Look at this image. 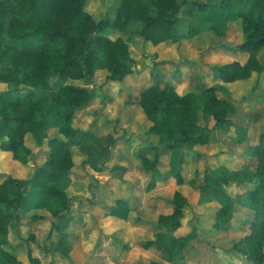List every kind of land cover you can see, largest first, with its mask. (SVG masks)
<instances>
[{"label": "trees", "instance_id": "obj_1", "mask_svg": "<svg viewBox=\"0 0 264 264\" xmlns=\"http://www.w3.org/2000/svg\"><path fill=\"white\" fill-rule=\"evenodd\" d=\"M88 1L0 0V82L10 86L0 92V148L24 167L29 163V136L38 142L37 138L44 134L49 146L45 162L29 177L10 175L0 181V264H19L18 256L8 248L10 228L20 217L23 203L35 196L33 219L47 223L48 217L38 211L45 209L58 219L52 222L48 235L54 229L61 233L56 248L37 242L39 250L44 254L58 251L70 260L72 246L64 231L62 214L70 211L67 192L70 174L78 154H84L79 150L80 141L89 133L81 129L75 118L94 98L92 90L76 85L74 80L93 75L100 63L108 70L109 80L123 82L127 76L137 73V63L130 55L129 37L134 42L158 45L191 39L209 31L225 41L228 25L241 20L244 42L239 48L247 51L249 57L243 63L234 60L212 66L214 76L232 82L245 79L252 72L264 71L259 57L264 47V0H120L113 12L109 10L100 20L87 10ZM186 3L188 16L185 17L180 12ZM156 64L154 62V66ZM151 70L154 75L156 68ZM50 74L59 76L52 96L47 93ZM19 88L24 89L21 94H17ZM128 102L143 110L152 123L149 132L159 135L154 156L140 155L144 168L155 171L160 162L159 146L174 152L209 141L208 128L198 134L191 131V121L196 114L200 112L206 117L211 113L216 124H222L228 113L235 110L232 102L219 98L214 85L200 92L182 94L165 80L157 81L140 92L137 99ZM251 154L257 156L256 168L249 164L242 170L226 166L207 168L202 184L198 183V170L190 174L180 167L174 176L178 185L187 183L196 189H211L224 199V204L228 201L226 186L258 179L250 192V209L254 215L249 238L253 262L264 264V134L261 144ZM26 186H29L27 192ZM172 204V213L159 215L158 223L165 230L158 232L156 239L146 241L144 247L158 243L165 258L178 264L189 235L175 233L182 226L190 201L181 190H176ZM130 212L128 200L117 199L112 215L126 219ZM229 216L228 210L221 209L217 225L221 226ZM163 239H167L169 245L163 246L160 242ZM31 240H35L34 234L27 238V264H42L40 257L34 254Z\"/></svg>", "mask_w": 264, "mask_h": 264}, {"label": "crops", "instance_id": "obj_2", "mask_svg": "<svg viewBox=\"0 0 264 264\" xmlns=\"http://www.w3.org/2000/svg\"><path fill=\"white\" fill-rule=\"evenodd\" d=\"M181 45L182 41H166L158 45H151L150 49L153 48V51L147 50V54L153 62L147 68V74L140 75V78H137L139 76L138 72L129 75L131 77L123 81L125 85L119 81H108L109 72L105 68H98L95 71V76L92 78L98 80L100 84H105L106 87L110 84L113 85L112 92L116 96L114 98L116 108L120 110L117 113L121 118L117 126L119 132L112 129L117 123L114 119L116 117L113 118L110 115V112L113 113V106H108V116L100 119L95 124L92 120L90 123L81 120L80 113L83 111H78L75 120L80 123L83 131L88 130V135H91L79 144V150L84 154H78L77 162L70 174L71 184L67 189L70 211L62 214L64 231L68 234V242L72 246L70 260L58 251L44 254L38 250V257H40L42 264H149L152 261L160 264H172L165 258L164 251L158 243L149 248H145L144 243L156 239L157 233L165 230L158 223L159 215L173 212L172 198L176 190H181L188 197L190 204L192 203L191 196L194 195L197 189L187 183L178 185L177 178L174 176L175 172L180 167H183L184 172L190 174L198 170L200 177H202L200 183L202 184L203 175L207 168L214 169L219 166H226L235 170L224 162H216L217 157L220 158L219 161H223L225 157L223 154L218 156L214 153L204 155L194 148L177 149L172 152L159 146L160 162L158 163V170H147L142 164L140 155L143 154L150 158L154 156V146L159 145V135L149 132L152 123L147 119L143 110L135 103L125 102L124 99L118 96L119 93L122 96H134L136 94L137 99L140 92L156 84L151 79L156 80L157 78L171 82L182 94L188 91H200L196 89L198 85H201L200 88L215 85L219 97L225 92L230 91L231 93V91L238 88L237 85L253 84L251 77L225 82L215 78L211 73L199 75V70L193 69L191 72L187 68L193 63L186 61L185 65L183 64L184 71L190 74H185L182 70V74L172 80L171 78L174 76L163 66L166 64L173 66L175 70L177 69L176 66L180 65L182 61ZM173 46L174 50H172ZM221 47L220 49H229L228 46ZM233 48L236 47H230V49ZM169 50L176 53L175 57H167L166 53ZM245 52L240 51L242 54H245ZM248 57L249 54L247 53L241 63L246 62ZM259 57L261 59V51ZM230 61L232 60L227 59L223 62ZM154 62L157 63L156 66H154ZM261 62L263 61L261 60ZM152 68H156L153 76L151 73ZM166 72L167 74H165ZM135 75L137 76L136 79L133 77ZM182 77H185L182 82L190 83L189 87L179 88L181 84H178V82ZM80 82H82V79L74 81L76 85L83 86ZM8 86V83L0 82V90L1 87L5 88L2 90H7ZM132 88L133 91H131ZM133 93L135 94L133 95ZM86 109H89V106L83 110ZM106 121L108 123H104ZM201 123L206 125L203 120ZM138 126L140 129H138ZM107 127L111 129V131L108 129V140L99 138L101 133H106ZM124 131H126V134H124ZM213 138V135H211L210 143ZM46 140L48 144V138ZM35 143L38 144V142ZM103 151H105L107 157L103 161H97V159L103 157ZM84 159L86 160L84 161ZM45 160L46 158L41 159V161L34 158V168L36 165L43 164ZM201 164H203L204 169ZM28 165H26L27 168H29ZM150 185L153 186L150 187ZM73 189L74 192L71 193ZM119 198H124L129 202L131 212L126 219L112 215V210ZM36 200V196L28 198L29 204ZM249 205H247L246 211L253 213ZM31 207L33 208V205ZM40 210L41 214L48 217L47 223H44L46 231L44 230L43 240H47L45 243L50 248H56L59 245L61 233L54 229L50 235L48 234L52 222L58 219L47 210ZM185 219V217L182 219V226L175 233L178 236L187 235L191 232V229H187L188 220L185 221ZM40 221L43 220L36 222ZM160 242L163 246L169 245L167 239L160 240Z\"/></svg>", "mask_w": 264, "mask_h": 264}, {"label": "rangeland", "instance_id": "obj_3", "mask_svg": "<svg viewBox=\"0 0 264 264\" xmlns=\"http://www.w3.org/2000/svg\"><path fill=\"white\" fill-rule=\"evenodd\" d=\"M119 1L120 0H89L87 3V10L90 11L97 20H100L107 16L109 10L112 11L115 9L118 6ZM197 1L212 2L219 0ZM186 9L187 3L183 6L180 12L181 16H188ZM229 25L227 36L224 39L226 42L215 37L214 34L209 31L191 39H184L180 46L182 61L180 62V65L176 66L177 69L175 70L173 66L166 64L163 66L167 71L171 72L172 76H174L171 79L174 80V78L182 74V70L184 71L185 69L183 66V64L185 65V61L192 62L193 64H190L187 68L190 69L191 72L193 69H196L197 71L199 70V75H204L206 73L214 75L212 66L223 64V61H226L227 59L232 61H242L248 53L247 51L245 54L240 53L241 50L239 48V45L244 42L242 21H234ZM129 42L130 55L136 61L137 72L139 73V76L136 74L138 77L136 75L133 76L136 79V77L140 78L147 74V68L151 66L150 63L153 62V60L151 61L149 58L147 50L152 52L153 48L150 49L152 45L151 43L145 44V42L137 41H135V43L132 37H129ZM220 46H222L221 48L228 46L229 49H220ZM230 47L236 48L230 49ZM172 50H174V46L172 47ZM172 50L167 51V57H175L176 53L170 52ZM261 60L264 64V47L261 50ZM98 68H103L101 63L96 67V70ZM165 74H167V72ZM185 74L190 73L185 72ZM94 76V74L90 75L85 79H82V82H80V84L88 87L95 94V99L87 105L89 106V109L83 110L87 106L80 109V111H83L80 113L81 120L89 123L92 120L95 124L100 119L108 116L107 108L111 105L114 110L113 113L110 112V115L113 118L116 117L114 119L117 121L112 129L119 132L117 126L120 123L121 118L117 113H119L120 110H117L116 108L117 105L115 104L114 99L116 96L112 92L113 85L110 84L111 86L108 85L106 87L104 86L105 84H100L98 80L92 78ZM130 77L131 76H127L125 79H129ZM250 77L253 81L252 85H237L238 88L234 91H231V93L230 91L225 92V94H221L219 97L221 99L229 100L235 106V110L228 113L226 122L216 124V119L211 113L206 117H203L202 113H199L198 116L196 114L195 118L192 119L190 125L191 131L197 134L204 128H208L209 135H213L214 138L211 143L209 138V141L207 142L209 144L202 143L200 145H192L189 148H194L196 151H200V153L204 155H212L214 153L218 156L219 154H223L226 158L224 157L223 161H219L218 159L220 158L217 157L218 159L216 162H224L235 170H242L246 164L256 168L258 163L257 156L252 155L251 152L255 147L261 144L262 134H264V71L261 73L252 72L245 79ZM151 80L157 82L160 78ZM182 80H185V77H182L178 82V84H181L179 88L189 87L190 83L182 82ZM58 81V75L50 74L48 76L47 93L50 96H52L55 86L58 85ZM123 85H125L124 82ZM9 87L10 86H8V89H10ZM200 87L201 85H198L196 89L200 91L204 89ZM2 89L5 88L1 87L0 92L5 91ZM23 91V88H19L17 94H21ZM131 91H133V88ZM134 94L135 93H133V95ZM135 95L122 96L119 93L118 96L127 102L129 100H135ZM202 120L206 125H202ZM107 121L109 122V120ZM107 121L104 123H108ZM108 129L111 131V129L107 127L106 133H101L99 138L108 140ZM138 129H140L139 126ZM124 132V134H126V131ZM90 135L91 134H89L87 138L90 137ZM46 138V135L41 134L37 138L38 144L35 143L36 141L32 136L27 138V143L31 146L29 150L31 157H29V162H31L28 165L29 168L26 166H19L16 161L12 160L11 154H7L0 148V181L10 175L25 178L29 177L32 170L40 166L36 165L34 168V158L40 161L41 159L47 158L49 148L47 146ZM84 140L80 141V143ZM103 152V157H100L97 161H103L107 157L105 151ZM201 165L203 166V164ZM198 182H202V177L199 176ZM257 183L258 179H255L241 184L233 182L226 186L225 189L228 195V201L226 204H224V199L214 193L211 189L196 190L194 195L191 196L192 203L185 208V221L188 220L187 229H191V232L187 234L189 235V242L185 250L179 254L180 258L179 261H177L178 264H256L253 262L254 253L249 238L251 232L250 222L252 221L254 214L252 212L248 213L246 207L250 204V192L256 187ZM28 189L29 186H26L25 191H28ZM72 192H74V189L71 190V193ZM32 205L33 203L29 204L28 200L23 203L20 210V217L14 221L10 228V244L8 248L18 256L19 264H27L29 261L27 238L31 234L35 235V240H31L30 244L34 249V254L36 256H38L39 250L37 242L44 243L47 241L43 240L45 234L44 230L46 231V228H44V222H36L32 217V213L35 211L31 207ZM221 209L223 212L228 210L230 212V218L223 221L221 226H218V212ZM38 211L40 212L41 210L38 209Z\"/></svg>", "mask_w": 264, "mask_h": 264}]
</instances>
